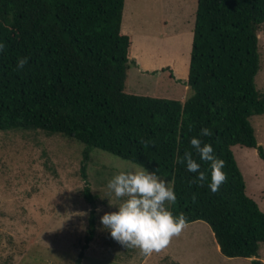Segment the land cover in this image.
Listing matches in <instances>:
<instances>
[{
    "label": "trees",
    "instance_id": "obj_1",
    "mask_svg": "<svg viewBox=\"0 0 264 264\" xmlns=\"http://www.w3.org/2000/svg\"><path fill=\"white\" fill-rule=\"evenodd\" d=\"M124 2L0 0V43L6 45L0 51V131L60 135L83 145L84 162L97 149L156 172L174 185L176 203L166 206L174 216L207 224L224 257L264 264L258 257L264 213L246 195L231 151L253 148L264 162L249 121L264 114V94L255 85L264 0H197L186 81L191 94L184 101L126 93L135 63L121 31ZM22 57L28 61L18 69ZM202 128L212 136H201ZM194 137L225 162L228 179L215 194L209 165L190 144ZM185 151L206 173L203 186L192 182L198 173L176 163ZM83 196L94 203L89 188Z\"/></svg>",
    "mask_w": 264,
    "mask_h": 264
},
{
    "label": "rangeland",
    "instance_id": "obj_2",
    "mask_svg": "<svg viewBox=\"0 0 264 264\" xmlns=\"http://www.w3.org/2000/svg\"><path fill=\"white\" fill-rule=\"evenodd\" d=\"M196 5L197 0H125L124 27L158 33V43L169 49L171 60V68L151 75L132 58L136 66L127 71L126 93L179 101L189 97L186 81ZM179 32L185 36L173 38ZM258 38L255 85L264 94V25ZM249 121L264 149V114ZM231 151L246 195L264 213V162L253 148L237 145ZM82 152L83 145L60 135L0 131V264H251L221 255L204 222L188 224L166 249L150 256L114 241L100 218L116 211L121 201L109 194L107 184L134 164L97 149L84 162ZM86 187L93 204L83 196ZM91 210L95 233L89 241ZM258 257L264 263V243Z\"/></svg>",
    "mask_w": 264,
    "mask_h": 264
},
{
    "label": "clouds",
    "instance_id": "obj_3",
    "mask_svg": "<svg viewBox=\"0 0 264 264\" xmlns=\"http://www.w3.org/2000/svg\"><path fill=\"white\" fill-rule=\"evenodd\" d=\"M5 48L6 45L0 43V51ZM27 61V57L18 58L17 68L23 69ZM200 135L210 137L212 132L202 128ZM190 144L200 160L209 165L208 187L213 194L217 193L228 179L223 171L225 162L214 155L211 144L202 143L195 137L190 140ZM176 163H186L187 171L198 173L192 182L199 181L200 186H203L207 179L206 173L201 171V165L193 159L191 152L185 151L183 158L178 157ZM107 189L121 202L116 211L105 213L100 223L110 232L111 238L124 247L138 248L142 255L150 256L166 249L172 238L179 236L188 226L183 213L174 216L166 207V203H176L174 185L160 178L156 172L149 173L142 165L135 164L131 169L114 175Z\"/></svg>",
    "mask_w": 264,
    "mask_h": 264
},
{
    "label": "crops",
    "instance_id": "obj_4",
    "mask_svg": "<svg viewBox=\"0 0 264 264\" xmlns=\"http://www.w3.org/2000/svg\"><path fill=\"white\" fill-rule=\"evenodd\" d=\"M121 31L130 38V49L128 56L130 60L133 58L136 60V63L138 62L140 64V70H145L151 73V75H154L157 71L167 69L166 66L171 68V60L169 56H167L169 55V49L164 48L161 46V43H158L160 41V38H157L156 36L158 33H145L139 32L137 29L125 28L123 18ZM184 36L185 33L179 32L173 38H183ZM161 55L163 57H161ZM164 57H166L167 60H165ZM217 249L219 250L218 245ZM248 260L250 261L251 259Z\"/></svg>",
    "mask_w": 264,
    "mask_h": 264
}]
</instances>
